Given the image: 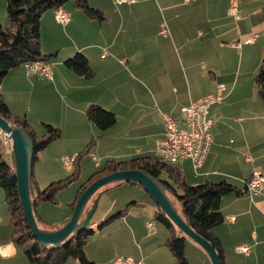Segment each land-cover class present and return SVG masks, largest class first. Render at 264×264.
<instances>
[{
  "label": "crops",
  "instance_id": "1",
  "mask_svg": "<svg viewBox=\"0 0 264 264\" xmlns=\"http://www.w3.org/2000/svg\"><path fill=\"white\" fill-rule=\"evenodd\" d=\"M232 3L233 0H138L116 5L115 0H89L91 7L107 15L105 22L90 19L74 3H67L63 10L71 16L68 24L57 23L55 11L51 10L41 20L42 52L56 53L48 61L53 66V80L38 75L28 78L32 79L33 92L49 89L57 95L56 117H41V121L61 134H69L73 138L71 146L76 145V149L88 145L89 132L96 127L86 115L87 108L98 104L117 117L128 90L133 106L126 116V132L139 133L144 145L137 153L145 155H155L156 142L165 137L162 114L183 127L182 109L224 84L223 101L209 109L215 123L205 162L197 170L190 160L176 166L191 186L227 181L244 191L239 196L222 198L224 222L213 233L223 246L226 264H264V188L254 196L247 192L253 173H264V101L248 86L264 59V0H241L238 22L229 15ZM6 5L7 0H0V24L4 27L9 25ZM163 29L165 35L161 34ZM249 36H256V41L241 50L234 46ZM79 53L94 71L92 79L66 66V61ZM230 61L234 65L228 68ZM19 74L31 84L19 66L10 70L1 87L11 112L5 83L13 80V86L18 87ZM51 171L52 166L48 172ZM71 210L54 223H67ZM97 225L94 222L91 227ZM128 229L130 236L140 238L134 227ZM190 242L188 248L200 260L189 259V264H210L197 244ZM239 246H248L249 253H239ZM3 248L2 258L17 257L18 249L12 242Z\"/></svg>",
  "mask_w": 264,
  "mask_h": 264
},
{
  "label": "trees",
  "instance_id": "2",
  "mask_svg": "<svg viewBox=\"0 0 264 264\" xmlns=\"http://www.w3.org/2000/svg\"><path fill=\"white\" fill-rule=\"evenodd\" d=\"M69 2H73L75 7L83 11L88 18L99 22L107 21V15L102 10L91 7L89 0H7L6 12L9 26L4 27L0 24V116L11 125L22 128L30 134L34 142V165L38 160V153L59 139L62 135L61 131L51 125H45L46 133L38 136L26 117L12 114L3 97L1 87L10 70L29 62H48L56 55V53L46 55L42 52L41 20L47 11L63 8ZM65 64L70 70L86 79H92L95 75L88 59L81 53L68 59ZM256 84L259 97L264 101V59L256 76ZM86 115L101 133L109 131L117 123L116 115L98 104L90 105L86 110ZM93 143H95L94 140L91 141L85 151L76 156L73 161L74 173L68 178L54 182L40 190L33 173L31 198L37 209L41 203H54L57 193L79 178L80 160L84 154L88 153ZM10 160L11 163H8L5 154L0 150V187L5 192L10 221L13 226L12 243L23 252L31 264H67L70 260H76L80 264H96L90 262L85 253L89 236L94 234L95 230H101L118 219L125 218L131 204L126 210L98 224L95 228L91 227L94 224L91 221L87 229L73 234L70 240L59 247L44 246L34 237L25 218L11 153ZM129 170L142 171L159 178L167 188V196L185 222L199 236L212 244L221 263L226 264L223 246L214 235L213 229L224 222L221 211L222 198L230 194L239 196L244 191L227 181L221 183L207 181L198 186H191L186 182L181 169L176 164L166 163L156 155L121 161L108 160L101 170L95 172L79 188L77 199L69 205L72 209L71 216L81 195L92 183L113 173ZM162 175H166L167 179H162ZM121 184H125V182L108 185L98 191L88 204L85 214L101 193L108 188L111 189ZM156 206L158 209L155 216L156 220L161 222L170 233L166 246L175 258V264H189L186 254V237L180 234L178 227L157 204ZM63 225L65 223L60 225L39 223L40 228L47 230H57Z\"/></svg>",
  "mask_w": 264,
  "mask_h": 264
},
{
  "label": "rangeland",
  "instance_id": "3",
  "mask_svg": "<svg viewBox=\"0 0 264 264\" xmlns=\"http://www.w3.org/2000/svg\"><path fill=\"white\" fill-rule=\"evenodd\" d=\"M69 3L71 5L73 2ZM156 18L158 19V16ZM237 55L239 57V52H237ZM227 65L228 68H231L234 63L230 61ZM20 67L24 69L27 81H31L32 79L27 77L25 65H21ZM259 67L248 83V86L253 91L255 90L258 96L256 76ZM236 74L234 73V75ZM12 81L9 80V82L5 83L8 91L6 93L8 95L7 102L12 108V114L26 117L28 122L40 129V132L43 131V133H37L36 129L31 125L38 136L45 134V125L47 123H43L41 117L49 116L53 119L56 117L57 95L51 93L49 89L41 92L35 90L33 92L32 81L31 84L26 83L21 79L20 74L18 87L13 86ZM126 91L124 95L127 94V97L124 101V106L120 108V113L118 111L117 123L113 126L112 130L101 133L95 127L93 131L89 132L88 142H90L87 144L89 145L93 140L95 143L90 146L88 153L84 154L80 160L81 171L79 177L81 176V178L74 180L67 188L60 190L54 199V203L44 202L38 206L40 215L49 223L50 221L52 223L57 222V220L64 216L70 208L69 205L76 198L75 196H77V192L82 184L92 174L101 170L108 160L115 159L121 161L153 155L152 153L148 155L144 153L138 154L137 152L141 150V145H144V142L139 140V133L133 135V132H126L128 126L126 116L130 113L129 111L133 106L132 97L128 93V90ZM92 132L95 133L92 134ZM72 140L73 138L69 134L62 133L59 139L38 153L39 159L35 163L34 173L40 190L45 189L54 182L64 180L74 173L73 161L78 154L87 149L88 145L86 146L85 143L81 148L76 149V145L71 146ZM6 148L8 152H6ZM0 150L5 154L7 162L11 163V147L6 145L1 136ZM75 151H78V153L73 155ZM93 156H95V160H93ZM65 158L70 162V165L66 166ZM97 163L100 164L99 168L96 167ZM50 166L54 168V171L48 172ZM161 178L167 179L166 175H162ZM97 199H99V203L92 222H97L98 224L126 210L130 204L131 206L125 218L118 219L101 230H95L94 234L89 236L85 253L90 262H95L96 264H114V261L116 262L118 257H124L132 258L136 263L143 261L145 264H175V258L166 246L170 233L161 222L156 220L155 216L158 210L156 203L142 186L129 183L121 184L111 189L108 188ZM136 204H139V206L136 207ZM130 227H134L138 231L140 238L129 235L130 229L128 228ZM12 233L13 226L10 221L5 192L0 187V247L3 248V246L12 242ZM186 239L188 259L200 260L197 253L188 248V243H191L190 238L186 237ZM197 247L205 253L209 263L212 264L208 254L198 244ZM0 264L31 263L19 249L16 258H2L0 256ZM67 264L80 263L76 260H70Z\"/></svg>",
  "mask_w": 264,
  "mask_h": 264
},
{
  "label": "water",
  "instance_id": "4",
  "mask_svg": "<svg viewBox=\"0 0 264 264\" xmlns=\"http://www.w3.org/2000/svg\"><path fill=\"white\" fill-rule=\"evenodd\" d=\"M0 130L9 134L12 140V159L15 166L20 200L25 218L34 237L44 246L59 247L73 234L87 229L97 210L99 199H95L86 212L88 204L98 191L115 183H136L142 186L159 208L178 227L180 234L197 243L209 256L212 264H222L220 257L212 244L199 236L189 226L177 211L167 196V188L163 182L150 174L138 170L113 173L92 183L81 195L70 220L57 230H47L39 227V223L49 224L34 206L31 198L32 175L34 168V142L30 134L22 128L11 125L0 116ZM85 214V216H84Z\"/></svg>",
  "mask_w": 264,
  "mask_h": 264
},
{
  "label": "built area",
  "instance_id": "5",
  "mask_svg": "<svg viewBox=\"0 0 264 264\" xmlns=\"http://www.w3.org/2000/svg\"><path fill=\"white\" fill-rule=\"evenodd\" d=\"M138 0H115L116 5L131 4ZM191 1V0H187ZM240 1L233 0L229 9V15L235 21H240ZM56 21L61 25H66L71 21L69 13L59 8L55 10ZM163 29L161 34L165 35ZM256 36H249L246 39H240L235 43L239 50L244 45L252 44L256 41ZM27 77L41 76L48 80H53V66L49 62L35 61L25 64ZM226 87L224 84H218L215 92L201 99L192 102L182 109L184 116V126H179L169 115L162 114V119L166 127L164 139L158 140L155 146V155L169 164H178L179 162L190 160L194 170L200 168L205 162L211 147V131L214 127V120L209 117V109L212 105L221 103L224 99ZM0 136L6 145L12 149V140L9 134L0 130ZM67 165L70 162L65 159ZM264 188V173L257 170L253 173L247 184V192L254 196ZM151 226V224H150ZM239 253H249L248 246H239L236 248ZM4 248L0 247V252L4 254ZM115 264H144L142 261L136 263L132 258L118 257Z\"/></svg>",
  "mask_w": 264,
  "mask_h": 264
}]
</instances>
